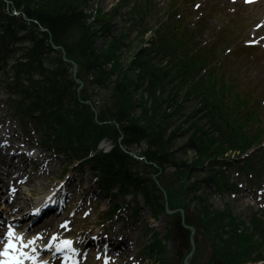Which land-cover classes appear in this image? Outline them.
Returning a JSON list of instances; mask_svg holds the SVG:
<instances>
[{"label": "trees", "instance_id": "1", "mask_svg": "<svg viewBox=\"0 0 264 264\" xmlns=\"http://www.w3.org/2000/svg\"><path fill=\"white\" fill-rule=\"evenodd\" d=\"M86 1L0 0V73L9 68L12 78H7L8 88L21 97L29 111H40L48 123H57L59 138L70 147L78 142L85 155L103 138L114 141L116 146L110 154L94 159L106 188L111 181L123 187L142 182L147 196L162 211L165 200L160 188L167 192L174 208L193 204L200 232L212 242H223L213 245L216 255L210 264H246L264 259V211L253 212L249 225L242 229L245 225L228 209L213 211L205 193L198 195L211 182L219 190L224 187L218 167L228 164L224 159L228 151L243 153L264 139V130L248 132V125L257 121L256 115L249 110L246 119L233 117L240 106L226 104L225 88L219 92L214 71L195 81L203 66L182 53L183 44L163 52L170 56L165 68L145 59L137 63L129 57L123 60L122 50L132 48L125 43L124 35L113 40L107 50L97 52L96 31L88 24ZM14 11L20 15L15 16ZM97 23L110 31L107 21L97 18ZM23 41L22 47H16ZM51 43L79 65L77 77L85 85L80 94L71 65ZM153 52L156 48L148 51ZM10 61L13 65L8 66ZM136 64L142 69L140 79L152 100L151 108H143L140 120L131 116L135 103L130 74ZM81 101L96 104L97 122L90 107ZM120 137L127 151L138 152L145 161L138 162L126 154L120 148ZM188 155L190 160L186 159ZM254 163L252 173L260 182L264 177V150L241 169L248 171ZM140 167L149 175L143 181L133 179L131 173ZM223 235H228L227 239ZM153 246L163 249L159 241Z\"/></svg>", "mask_w": 264, "mask_h": 264}, {"label": "rangeland", "instance_id": "2", "mask_svg": "<svg viewBox=\"0 0 264 264\" xmlns=\"http://www.w3.org/2000/svg\"><path fill=\"white\" fill-rule=\"evenodd\" d=\"M156 2L160 3V5H163L164 1L167 3L168 0H155ZM204 1L201 0H195L192 5L195 3H199ZM111 3L115 6L119 5V0H100L99 1V7L105 12V13H113L111 11ZM221 2L214 1V0H207L204 5L206 6L207 11L209 13L207 14L210 18V23L208 28L204 31L203 39L204 41L210 42V44L214 43L216 46L219 47L220 54H219V60H218V66L222 63V58L225 57V49L236 47V50L240 52L238 55L239 57H234L233 61L231 58L226 62V67L230 64L234 65L235 68L232 70V75L239 73L240 78H245L247 80V88L249 85H252L251 83H255L256 85H260L257 82H262V86L264 85V50L258 49L255 51H245L241 48L240 45H242V42L246 39L247 36V30L246 27L242 25V22L239 23L237 19H234L231 17V13L228 9H224L223 5H220ZM224 9V10H223ZM127 10V9H125ZM201 10H205L204 8ZM240 11V9H239ZM249 11V10H248ZM121 16L114 12L113 15V21L114 24L120 23ZM191 18V17H190ZM203 23V20L201 21V24ZM196 24V26H195ZM251 24V23H250ZM190 29H196L200 25V20L198 16V12H194L193 17L188 22ZM234 34H232V33ZM231 38V39H230ZM202 39V38H201ZM102 45H105L104 41L97 42L96 47L101 48ZM233 50V49H231ZM232 67V66H231ZM229 79V77L227 78ZM243 79V80H245ZM244 92L239 89L231 93L229 98H236L237 96H243V99L245 100L246 94L249 96L248 92H246V88L242 86ZM1 93V92H0ZM230 93V91H228ZM2 97V95L0 96ZM5 109H2L0 107V118H3ZM15 120L11 121L12 125H15L16 122L19 121V117L14 118ZM9 122V121H8ZM111 144H106L104 147L105 150H107ZM187 159H191L190 156L187 157ZM54 165L57 168L51 176L48 175L46 177L47 180L42 181L37 180L35 183V186L32 189L36 190L35 196H38L41 191H43L47 186L52 185L54 181L57 178V175L60 173L61 169L65 170V163H70L69 160L66 159L65 156H58L57 159L54 160ZM77 165H74L73 163L70 164V167H68V172H71L73 169L76 168ZM69 175V173H68ZM69 177V176H67ZM81 178L85 181L84 188L87 189L88 192L92 191V180L89 172L82 171ZM234 181V176H233ZM40 181L43 182L42 186L40 187ZM76 184L79 182V178L75 179ZM264 190V189H263ZM83 190H80L78 194L83 196L82 194ZM114 193H116V190H114ZM198 195H201V192L199 191ZM248 195V194H247ZM241 197V195H239ZM258 197L253 200L252 196L250 198L247 196L244 197V199H233L229 194H223L218 195L214 190L210 191L209 194V204L212 206L213 209H219L223 208L225 206H229L233 212V214L236 217H239L242 221H247V218L250 214L251 209H258L262 203H264V191L261 198V201L258 200ZM252 198V199H251ZM113 200V201H112ZM121 203L119 198H116L115 196H109L108 198H104L102 195H100L95 213L85 222L83 220H76L75 224L83 226L84 229H91L93 225H98V221L103 222L105 218H107V210L110 209L114 204ZM193 205H190L186 208H176V210L181 211L180 215L177 214H160L157 217H152L150 212L144 207V204L141 200V206L138 211H140L141 218L143 220V224L138 223L137 232L128 233L130 236V239L136 240L137 246L133 250V254H130L132 256L136 255L135 261H138L139 259H143V264H156L154 261L147 257L144 253L146 251V248H148V243L151 241L153 233L156 231L161 240L168 244L169 241L167 240V237L169 236V230L172 226L173 228V235L172 240H170L169 243V249H175L177 251L178 256V264H185L184 261H186L187 257L191 254V251L194 250V253L192 256L187 259V261L190 264H210L211 259L215 257L216 253L213 252V248H215L213 245L215 243L223 244L222 241L212 242L209 240V236L203 235L201 232H199L195 227V221H196V212ZM110 207V208H109ZM184 212H183V211ZM101 213H105V218L102 217ZM175 217V221L172 220V222H169L170 218ZM176 221L177 225H176ZM123 225L121 222H119L116 225V228L120 232V228ZM99 227V226H98ZM189 227L194 229V234H191V229ZM100 228V227H99ZM228 235H223V239H227ZM130 241V240H128ZM127 241V242H128ZM132 247V245H130ZM127 259V258H126ZM89 264H98L95 262H90Z\"/></svg>", "mask_w": 264, "mask_h": 264}, {"label": "snow or ice", "instance_id": "3", "mask_svg": "<svg viewBox=\"0 0 264 264\" xmlns=\"http://www.w3.org/2000/svg\"><path fill=\"white\" fill-rule=\"evenodd\" d=\"M38 214L39 210H33L32 215ZM66 224L67 222H65V225H62V227H65ZM35 245V238L25 242L23 235H17L15 228L12 225H9L7 243L5 244L4 249L0 251V257H3V259H0V264H26V261L28 260H31L32 264H47V262L39 259V253ZM72 245L73 242L70 240L57 242V238L54 235L43 251L51 252L53 247H55L54 255L64 254L65 264H68L69 260L72 261V264H79L78 260L73 259L66 253L67 250L78 255L77 250ZM29 248H31L30 252L28 251ZM105 264H108L107 260H105Z\"/></svg>", "mask_w": 264, "mask_h": 264}, {"label": "bare ground", "instance_id": "4", "mask_svg": "<svg viewBox=\"0 0 264 264\" xmlns=\"http://www.w3.org/2000/svg\"><path fill=\"white\" fill-rule=\"evenodd\" d=\"M18 159L22 160L26 163L29 162V159H27L26 157H19ZM44 173H47V171H44ZM22 200H23V198L20 196V192L18 190H16L11 197V204L9 205V208H8L9 211L11 212L14 210H19L21 212L23 210V206H24L22 204ZM26 202H29V199L26 200ZM57 226H58V223H57L56 215H53L47 221L41 223L39 226L34 227V230H41L44 233H46L50 230L57 232L60 230L59 227H57ZM117 236H119V234ZM117 252H118V254H120L119 250Z\"/></svg>", "mask_w": 264, "mask_h": 264}, {"label": "water", "instance_id": "5", "mask_svg": "<svg viewBox=\"0 0 264 264\" xmlns=\"http://www.w3.org/2000/svg\"><path fill=\"white\" fill-rule=\"evenodd\" d=\"M65 61H68L67 59H64ZM73 65H74V74H76V72H77V69H78V66L73 62ZM77 82L78 83H80V81H78L77 80ZM192 253H193V251H192ZM192 253L190 254V256L189 257H191L192 256ZM185 264H189L187 261H185Z\"/></svg>", "mask_w": 264, "mask_h": 264}]
</instances>
